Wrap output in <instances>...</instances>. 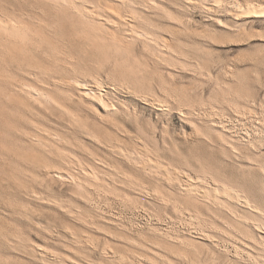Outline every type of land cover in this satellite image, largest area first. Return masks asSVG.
I'll use <instances>...</instances> for the list:
<instances>
[{
	"label": "rangeland",
	"instance_id": "374dc122",
	"mask_svg": "<svg viewBox=\"0 0 264 264\" xmlns=\"http://www.w3.org/2000/svg\"><path fill=\"white\" fill-rule=\"evenodd\" d=\"M13 1L2 0L19 8L34 4L32 0H21L24 5ZM190 1H166L157 10L144 7L152 8L141 10L147 12L143 13L147 21L143 16L145 22L136 19L135 24L123 25L132 32H127L124 50L91 46L84 35H70L69 23L64 22L60 52L64 61L52 67V60L45 58L50 77L60 82L57 87L48 83L54 86L53 95L70 112L64 123L47 119L50 108L32 116L28 110H18L14 102L16 111L11 103L1 101L7 127L0 126V264H131L133 260L135 264H233L235 260L234 264H264V239L252 242L244 233L248 226L225 208L201 206L195 211L193 201L182 191L190 175L203 174L212 183L219 179L241 186L259 212L236 205L237 212L250 218L251 224L264 227V16L238 15L241 19L237 16L241 8L234 6L240 2L241 6H264V0ZM158 10L168 12L166 17ZM81 78L90 85H95L94 78L103 81L111 109L105 112L99 107L102 119L94 106L81 103L78 94L69 90ZM77 123L91 129L95 138L76 129ZM15 128L21 136L24 130L33 131V137L42 138L40 144L37 138L23 139ZM113 140L136 159H123L120 151H111L116 146ZM32 152L37 155L34 162ZM142 156L178 169V186L170 185L158 168L152 176L143 171ZM207 233L211 236L204 239ZM235 253L240 260L234 259ZM122 254L129 258L118 260Z\"/></svg>",
	"mask_w": 264,
	"mask_h": 264
},
{
	"label": "bare ground",
	"instance_id": "6f19581e",
	"mask_svg": "<svg viewBox=\"0 0 264 264\" xmlns=\"http://www.w3.org/2000/svg\"><path fill=\"white\" fill-rule=\"evenodd\" d=\"M13 1V0H12ZM15 1V0H14ZM13 1V2H14ZM17 1V0H16ZM21 1V0H20ZM23 1V0H22ZM21 1V3H23ZM31 1V0H29ZM28 1V2H29ZM173 1V0H32V2L34 4H30V8H23L20 4V6L22 8L14 7L10 6L6 4V2H0V126L3 124L6 125L7 127V123H4V108H6L5 106H3L1 104V101L5 100L6 103H15L17 104L18 110H25L27 112H32V116L35 114H38V112L40 113V111L42 110L43 112L45 111V109H49L51 112H48L47 115V119L49 121H53V122H57V123H64V120L67 121L66 118L70 119L69 117H65V119L63 120L64 116H70V112L66 109V106L63 105V103L58 100L54 95H53V88L52 87H57L59 84L56 79V81L54 79H52V75L49 73L48 69H47V59H51L52 60V67L53 65H58L61 64L62 61H64V57H62V54L60 52H62V42H63V33H64V28L66 27L64 26V22H66L67 24L69 23V29L71 30L70 35H72L71 33H73V35H83L90 40L89 44L91 46L100 44L103 47L105 46H115L117 47V49L119 50H124V48H126V40L125 38L127 37L128 33L131 32L127 31L126 28L124 27V24H128L129 21H131V24L135 22L136 19H143V21L145 22L146 19V13H144L145 11L149 10L151 11L152 8L150 9H145L144 7H153V8H159L162 6V4ZM188 1V0H187ZM190 1V0H189ZM193 1V0H192ZM202 3V0H199ZM216 3L215 4H220L217 3L220 2V0H215ZM222 1V0H221ZM8 2V1H7ZM27 2V4H29ZM191 2V1H190ZM195 2V0H194ZM204 2V1H203ZM188 3V2H187ZM236 3V2H235ZM241 3V2H240ZM239 3V4H240ZM14 4V3H13ZM197 4V3H195ZM194 4V5H195ZM237 4V3H236ZM234 5L235 7L238 6L240 8H238V10L240 9L239 14H237V16H241L244 17L245 15L248 16H253V15H260V16H264V6H257V5H247V6H241V5ZM12 5V3H11ZM17 5V4H16ZM24 5V3L22 4ZM192 5V4H191ZM193 5V6H194ZM207 4H205V8H207L206 6ZM246 5V4H245ZM201 6H203L201 4ZM216 6V5H215ZM218 6V5H217ZM29 7V5H28ZM174 7V6H173ZM210 7V6H208ZM234 7V9H235ZM35 8V9H33ZM36 8L38 9L36 11ZM144 8V14L142 13V9ZM169 8V7H168ZM167 8V9H168ZM203 8V7H202ZM232 8V7H231ZM164 9V8H163ZM49 10V11H48ZM52 10V12H50ZM154 10V9H153ZM157 10V9H156ZM209 10V8H208ZM159 14L160 10H158ZM162 11V10H161ZM167 11V10H166ZM230 11V10H229ZM228 11V12H229ZM237 11V10H236ZM153 12V11H152ZM164 14H167L168 12L165 13V11H163ZM231 12V11H230ZM229 12V14H230ZM157 13V15H159ZM236 13V12H235ZM242 13V14H241ZM163 13L161 15L165 16ZM233 14V13H231ZM244 14V15H243ZM51 15H53V19L51 17V19L49 18ZM235 15V14H234ZM145 16V20L144 17ZM155 16V15H154ZM153 16V17H154ZM163 16L161 17V20L163 19ZM169 16V15H167ZM232 16V15H231ZM238 16V17H239ZM143 17V18H142ZM151 17V16H149ZM160 17V16H158ZM157 17V18H158ZM166 17V16H165ZM170 17V16H169ZM172 17V15H171ZM234 17V16H233ZM236 17V16H235ZM256 17V16H255ZM152 18V17H151ZM173 18V17H172ZM177 17H175L174 19H176ZM241 18V17H239ZM264 18V17H263ZM149 19V18H148ZM242 19V18H241ZM151 20V19H150ZM160 20V19H159ZM166 20V19H165ZM237 20V19H236ZM138 21V20H137ZM136 21V22H137ZM155 21V20H154ZM171 21V20H170ZM175 20H172V22ZM143 22V23H144ZM147 23V22H146ZM130 24V25H131ZM135 24V23H134ZM137 24V23H136ZM155 24V23H154ZM163 24V23H162ZM166 24V23H165ZM124 25V26H123ZM138 25V24H137ZM145 25V24H144ZM149 25V24H148ZM151 25V24H150ZM168 25V24H167ZM133 26V25H132ZM131 26V27H132ZM156 26V25H155ZM169 26V25H168ZM127 27V26H126ZM130 27V28H131ZM136 27V26H133ZM141 27V26H140ZM147 27V26H146ZM163 27V25H162ZM161 27V28H162ZM137 28V27H136ZM135 28V29H136ZM150 28V27H148ZM165 28V26H164ZM180 28V27H179ZM139 29V28H138ZM147 29V28H146ZM151 29V28H150ZM154 30V29H153ZM152 30V31H153ZM156 30V28H155ZM133 31V30H132ZM141 31V30H139ZM128 32V33H127ZM144 32V29H143ZM143 32H140V34L142 33V36L145 35V33L143 34ZM75 33V34H74ZM132 33V32H131ZM151 33V32H150ZM54 35V39L51 38L50 35ZM148 34V32H147ZM155 34V33H154ZM157 34V32H156ZM159 34V33H158ZM67 35V34H66ZM72 35V36H73ZM139 35V34H137ZM150 35V34H149ZM162 35V34H161ZM168 35V34H167ZM68 36V35H67ZM136 36V35H135ZM141 36V35H139ZM147 36V35H146ZM163 36V35H162ZM169 36V35H168ZM78 37V36H77ZM149 37V36H148ZM59 38V39H58ZM131 38V37H130ZM141 38V37H139ZM143 38L146 39V37L144 36ZM150 38V37H149ZM166 40L168 39L167 37H165ZM170 38V37H169ZM60 40L59 42L57 41ZM65 39V38H64ZM70 39V38H69ZM136 40V38H133ZM152 39V38H151ZM171 39V38H170ZM68 40V39H67ZM96 40V41H94ZM141 39H139L140 42ZM144 40V39H143ZM154 40V39H153ZM165 40V39H164ZM72 41V40H71ZM138 41V40H137ZM150 41V40H149ZM156 41V40H155ZM169 41V40H168ZM67 42V41H66ZM69 42V41H68ZM67 42V43H68ZM143 42V41H141ZM145 42V41H144ZM152 42V40H151ZM128 43V42H127ZM154 43V42H152ZM171 43V42H170ZM130 44V43H128ZM132 44V43H131ZM145 44V43H142ZM74 45V44H73ZM76 45V44H75ZM169 45V44H168ZM167 45V46H168ZM91 47L89 45H86V47ZM132 46V45H131ZM135 46V44H134ZM133 46V47H134ZM66 48V47H65ZM72 48V47H71ZM75 49V47H73ZM78 48V47H77ZM98 48V47H97ZM107 48V47H105ZM109 48V47H108ZM164 48V47H163ZM166 48V47H165ZM110 49V48H109ZM108 49V50H109ZM65 50V49H64ZM130 50V49H129ZM164 51V49H162ZM169 50V49H168ZM95 52V51H94ZM166 52V51H165ZM169 53V51H168ZM61 54V56H60ZM75 55V54H74ZM71 56V55H70ZM124 56V55H123ZM127 56V55H126ZM44 57V58H43ZM72 57V56H71ZM70 57V58H71ZM96 57V56H95ZM53 58V59H52ZM69 58V57H68ZM74 58V56H73ZM78 58V56H77ZM119 58V57H118ZM136 58V57H135ZM66 59V58H65ZM72 59V58H71ZM76 59V57H75ZM79 59V58H78ZM87 60V59H86ZM134 60V59H133ZM73 61V60H72ZM50 62V61H49ZM67 62V61H66ZM113 62V61H112ZM163 62V61H162ZM54 63V64H53ZM75 63V62H74ZM89 63V62H88ZM67 64V63H64ZM70 64V63H69ZM84 65V64H83ZM60 66V65H59ZM69 66V65H68ZM71 66L73 67L72 63ZM70 66V67H71ZM86 66V65H85ZM76 67V65H75ZM79 67V66H78ZM60 68V67H59ZM66 68V66H65ZM77 68V67H76ZM53 69V68H52ZM62 69H64L62 67ZM71 69H75V68H71ZM76 70V69H75ZM80 70V69H79ZM85 70V69H84ZM51 71V70H50ZM65 71V70H64ZM68 71V70H67ZM71 71V70H70ZM90 71V70H89ZM59 72V71H58ZM76 71H74L75 73ZM78 72V71H77ZM88 72V71H87ZM53 73V72H52ZM63 73V72H62ZM78 74V73H77ZM51 75V77H50ZM85 76V75H84ZM98 76V75H97ZM80 77V76H79ZM82 77V76H81ZM96 77V75H95ZM99 77V76H98ZM63 77H61L62 79ZM69 78V75H68ZM76 78V77H75ZM60 79V80H61ZM64 79V78H63ZM93 79V78H92ZM71 80V79H70ZM72 81V80H71ZM88 81V80H87ZM84 79H77L75 81L74 84L69 85L68 88L69 90H71L74 94L77 93L78 97L76 99H78L81 103L86 104V105H91L94 106L95 109H93V111L96 113V115L98 117H100V119H102L104 117V113L100 112L99 107H102L104 109V111L106 112L107 110L109 111V108L111 104H109V98L106 100L105 99V94L103 93L104 91V83L101 80V78H94V83L95 85H97L98 88L95 87V85H93V83L91 86L88 82ZM68 82V80H67ZM124 82V81H123ZM123 82H121L123 84ZM48 83H52V85L48 84ZM60 83V82H59ZM62 83V82H61ZM66 83V82H64ZM70 83V81H69ZM125 84V82H124ZM132 84V83H131ZM64 85V84H63ZM65 85H68L65 84ZM64 85V86H65ZM52 86V87H51ZM61 87V86H60ZM63 88V87H62ZM62 88H60L62 90ZM56 89V88H55ZM68 90V89H67ZM58 91V90H57ZM60 92V91H59ZM107 93V92H106ZM61 94V92L59 93ZM64 94V93H63ZM67 95V94H66ZM108 97V96H107ZM68 98V97H67ZM72 98V97H70ZM245 98V97H244ZM158 99V98H157ZM65 100V99H64ZM4 101V102H5ZM69 101V100H68ZM109 101V102H108ZM3 103V102H2ZM65 103V102H64ZM75 103V102H74ZM77 103V101H76ZM75 103V104H76ZM81 103L79 105H81ZM5 104V103H4ZM82 104V105H83ZM9 105V104H8ZM113 105V104H112ZM89 106V107H91ZM84 107V106H83ZM88 107V108H89ZM112 107V106H111ZM45 108V109H43ZM114 110V106L112 107ZM9 109V108H8ZM17 109L13 104H12V110ZM40 109V110H39ZM77 109V108H75ZM79 109V107H78ZM77 109V110H78ZM6 110V109H5ZM11 110V112H12ZM16 111V110H15ZM111 111V110H110ZM80 112V111H79ZM24 113V112H23ZM109 113H113V112H109ZM6 114V113H5ZM15 113H13L12 115H14ZM17 114V113H16ZM75 114V113H73ZM72 114V116H73ZM237 114V113H236ZM8 115V113H7ZM22 115V114H21ZM24 115V114H23ZM79 115V114H78ZM25 116V115H24ZM23 116V117H24ZM40 116V115H39ZM76 116V115H75ZM12 117V116H10ZM9 117V118H10ZM22 117V116H20ZM19 118V119H23ZM27 117V115H26ZM36 117V116H35ZM35 117H32V121L34 122ZM41 117V116H40ZM17 118V117H16ZM76 117L72 118L75 119ZM81 118V117H80ZM16 119V120H19ZM27 119V118H26ZM62 119V121L60 120ZM72 119L70 120L71 122ZM78 120V118H77ZM109 120V119H108ZM79 121V120H78ZM107 121V120H106ZM112 122V120H110ZM214 121V120H213ZM11 122V121H10ZM22 122V121H21ZM20 122V123H21ZM30 122V121H29ZM38 122V121H37ZM84 122V120H83ZM101 122V121H100ZM219 122V121H218ZM67 123V122H65ZM110 123V122H108ZM12 124V123H11ZM27 124V123H26ZM216 124V123H215ZM264 124V123H263ZM9 125V124H8ZM17 125V124H16ZM77 128L79 131L81 132H85V135H91L94 136L93 134L94 132H91L89 130H86L84 128H82V124L77 123ZM75 125V127H76ZM112 125V124H111ZM224 125V124H223ZM12 126V125H11ZM29 126V125H28ZM38 126V124H37ZM66 125H64L65 127ZM87 128V125H85ZM115 126V125H114ZM220 126V125H219ZM226 126V124H225ZM13 127V126H12ZM117 127V126H116ZM36 128V127H35ZM29 129H31V127H29ZM38 129V128H37ZM67 129V128H66ZM10 130V129H9ZM12 130V128H11ZM19 130V129H18ZM17 128H15V132L17 135L21 136L20 134H18ZM39 130V129H38ZM95 130V129H94ZM14 131V130H13ZM42 131V130H39ZM121 131V130H120ZM33 132V131H32ZM32 132H27L26 130H24V136H21L23 139L28 140L30 142H32L33 138H37V137H33L32 136ZM14 133V132H13ZM20 133V132H19ZM42 133V132H41ZM49 133V132H48ZM15 134V135H16ZM81 134V133H80ZM96 134V133H95ZM64 135V134H63ZM67 135V134H66ZM6 136V135H5ZM41 136V135H40ZM58 136V135H57ZM65 136V135H64ZM87 136V135H86ZM100 136V135H97ZM102 137V136H101ZM127 137V136H126ZM12 138V136H11ZM16 138V137H15ZM14 138V139H15ZM91 137H89L90 139ZM10 139V137H9ZM13 139V140H14ZM49 139V138H48ZM65 139V138H63ZM98 138H96V141ZM34 140V139H33ZM37 142L40 144L42 138H37L36 139ZM55 140V139H54ZM73 140V139H72ZM92 140V139H91ZM3 141V140H2ZM18 141V140H17ZM24 141V140H23ZM94 141V140H93ZM100 141V140H99ZM114 141V140H113ZM12 142V141H11ZM9 142V143H11ZM36 142V143H37ZM56 142V141H55ZM62 142V141H60ZM69 142V141H68ZM108 142V141H107ZM109 142H111L109 140ZM7 143V144H9ZM15 143V140L14 142ZM75 143V142H74ZM99 143V142H98ZM112 143V142H111ZM114 144H116V146L114 145V149L116 150V152H121V154L123 155V159L124 156H126V159H136V155H132V153H125V151H123V149H121V146L118 147V143L116 141L113 142ZM61 144V143H60ZM77 144V143H76ZM109 144V143H108ZM121 144V143H120ZM256 144V143H255ZM254 144V145H255ZM16 145V143H15ZM23 145V144H22ZM44 145V144H42ZM52 145V144H51ZM54 145V144H53ZM110 145V144H109ZM4 146V145H3ZM7 146V145H6ZM9 146V145H8ZM7 146V147H8ZM13 146V144H12ZM19 146V143H18ZM78 146V145H77ZM80 146V145H79ZM107 146V145H106ZM146 146V145H145ZM144 146V147H145ZM253 146V145H252ZM7 147H5L7 149ZM15 147V146H13ZM20 147V146H19ZM18 147V148H19ZM40 147V146H39ZM83 147V146H82ZM111 147V146H110ZM9 148V147H8ZM16 148V149H18ZM30 150L34 151V146H29ZM44 148H47L44 146ZM49 148V147H48ZM53 148V147H52ZM107 148V147H106ZM120 148V149H118ZM24 149V147H23ZM21 149V150H23ZM40 149V148H39ZM51 149V146H50ZM56 149V148H55ZM66 149V148H65ZM235 149V148H234ZM1 150V149H0ZM8 150V149H7ZM11 150V149H10ZM20 150V148L18 149ZM28 150V149H27ZM45 150V149H44ZM49 150V149H48ZM126 150V149H125ZM9 151V150H8ZM15 150L12 149V152H14ZM26 151V149H25ZM24 151V152H25ZM50 151V150H49ZM48 151V152H49ZM63 151V150H62ZM67 151V150H66ZM10 152V151H9ZM22 152V154L24 153ZM53 155L56 153H54V150L52 151ZM51 152V153H52ZM64 152V151H63ZM89 152V151H88ZM133 152V151H132ZM33 155L31 156V162L36 161L37 155L32 152ZM66 153V152H65ZM149 153V152H148ZM21 154V155H22ZM63 154V159L64 161L67 159H65V154ZM59 154V155H61ZM92 154V153H91ZM119 154V153H118ZM13 155V154H12ZM50 155V153H49ZM58 155V156H59ZM142 155V154H140ZM145 155V154H143ZM148 155V154H146ZM7 158H9V153L6 154ZM11 156V155H10ZM55 156V155H54ZM57 156V154H56ZM67 157V155H66ZM74 157V156H73ZM119 157V156H118ZM5 158V157H4ZM46 158V156H45ZM59 158V157H58ZM18 159V158H17ZM28 159V158H27ZM61 159V156H60ZM156 159V158H155ZM2 160V159H1ZM9 160V159H8ZM14 160V159H13ZM41 160V159H40ZM157 160V159H156ZM159 160V159H158ZM17 161V160H15ZM48 161V160H47ZM62 162V159L60 160ZM77 161V160H76ZM99 161V160H98ZM140 163H142V168L143 171H146L148 173L151 174V176L153 175V173H157V171L155 170L156 168H158L159 172L163 173V175L165 177H167L168 181L170 182V185L172 184L173 186H178V180L180 179V172H178L175 168L173 169L171 166V170L170 168H168L166 166V164L163 163H159V161H154L152 157H145L142 156L140 157ZM30 162V161H29ZM27 161V163H29ZM39 162V161H38ZM66 162V161H65ZM161 162V161H160ZM13 163V161H12ZM24 163V162H23ZM26 163V164H27ZM58 163V161L56 162ZM63 163V162H62ZM67 163V162H66ZM139 163V164H140ZM15 165V163H13ZM17 164V163H16ZM21 164V162H20ZM19 164V165H20ZM38 164V163H37ZM65 165V163H63ZM70 164V163H69ZM69 164H67L66 166H69ZM138 164V165H139ZM165 164V165H162ZM22 165V164H21ZM41 166V164L39 163L38 166ZM140 165V166H141ZM12 166V165H11ZM25 166V163H24ZM56 166V165H55ZM109 166V165H108ZM32 167V166H30ZM37 167V166H36ZM42 167V166H41ZM41 167H39L38 169H40ZM46 167V165H45ZM48 167V166H47ZM52 167V166H51ZM22 168V167H21ZM33 168V167H32ZM50 168V167H49ZM57 168V167H56ZM65 168V167H64ZM63 168V169H64ZM70 168V167H68ZM138 168V167H137ZM26 169V167H25ZM46 169V168H45ZM53 169V168H52ZM69 170V169H68ZM13 171V170H12ZM36 171V170H34ZM47 171V170H46ZM45 171V172H46ZM54 171V170H53ZM61 171V170H60ZM41 172V171H40ZM77 172V171H76ZM96 172V171H95ZM187 172V171H186ZM89 173V171H88ZM86 173V174H88ZM143 173V172H141ZM180 173V174H179ZM56 174V173H55ZM61 174V177H64ZM72 174V173H71ZM93 174V173H92ZM189 174V172H188ZM195 174V173H194ZM207 174V173H204ZM31 175V174H30ZM53 175V174H52ZM58 175V174H57ZM89 175V174H88ZM34 176V175H33ZM84 176V175H83ZM97 176V175H95ZM122 176V175H121ZM124 176V175H123ZM150 176V175H149ZM103 177V176H102ZM25 178V177H24ZM33 178V177H32ZM162 178V177H161ZM188 178V177H187ZM61 179V178H58ZM108 179V178H107ZM165 179V178H164ZM12 180V179H11ZM63 180V179H62ZM139 180V179H138ZM156 180V179H155ZM60 181V180H59ZM167 181V180H166ZM11 182V181H10ZM160 182V181H159ZM168 182V183H169ZM215 182V181H214ZM80 183V182H79ZM77 184V183H76ZM157 184V183H156ZM181 184V183H180ZM169 185V186H170ZM108 186V185H107ZM180 186V185H179ZM145 187V186H144ZM182 191L184 193V195L186 197H188L189 199H191L194 203L193 207L195 208V211H199L197 210V207H204V206H214L217 207L215 209H224L228 210L231 213L234 214V217L238 220V222L244 223L248 226V230L244 231V233L249 236L250 238H252V242L255 239H264V227L262 226L263 224L261 223H255V224H251L250 223V218H248L247 216L244 215H240V213L237 212L236 209V205H240L243 206L244 208L251 210L253 213L254 212H259V207L253 203L252 199L248 196V194L245 192L244 189L240 188L239 186H234L232 185L230 182H226L223 180H219L217 179L215 183L209 182L207 177H205V175H198V177H193L190 175L188 182L182 186ZM77 188V187H76ZM79 188V187H78ZM82 189V188H80ZM128 189V188H127ZM146 190V188L144 189ZM77 191L80 192V190L78 189ZM145 192V191H144ZM148 192V191H147ZM123 193V192H122ZM143 193V192H142ZM85 194V193H84ZM104 195V194H103ZM179 195V194H178ZM104 197V196H103ZM154 197V196H153ZM178 197V196H177ZM181 198V197H180ZM88 199V198H87ZM179 200V199H178ZM174 201V200H173ZM181 201V200H180ZM178 203V202H177ZM180 203V202H179ZM185 203V202H184ZM167 204V203H166ZM181 204V203H180ZM183 205V204H181ZM185 205V204H184ZM183 205V206H184ZM135 207V206H134ZM209 207V208H210ZM189 208V207H188ZM207 208V207H206ZM187 209V208H185ZM193 209V208H192ZM134 210V209H133ZM213 210V209H212ZM210 210V212L212 211ZM201 211V210H200ZM217 211V210H215ZM167 212V211H166ZM221 212V211H219ZM261 212V211H260ZM207 213V211H206ZM262 213V212H261ZM215 214V213H214ZM182 215V214H181ZM197 215V214H196ZM220 215V214H219ZM263 215V214H262ZM261 215V216H262ZM74 216V215H73ZM191 216V215H190ZM233 216V215H232ZM249 216V215H248ZM197 217H200V214L197 215ZM226 218V217H225ZM228 218V217H227ZM232 218V217H231ZM192 219V218H191ZM194 219V218H193ZM196 219V217H195ZM224 220V219H222ZM175 221V220H174ZM193 221V220H192ZM197 221V220H196ZM215 221V220H214ZM214 221L212 223H214ZM218 221V220H217ZM201 222V221H200ZM219 222V221H218ZM217 222V223H218ZM233 222V221H232ZM111 223V222H110ZM223 223V222H222ZM199 224V223H198ZM203 224V223H201ZM207 225V223H205ZM226 224V223H225ZM240 224V223H239ZM131 225V224H130ZM221 225V224H220ZM197 226V225H196ZM228 226V225H226ZM224 226V227H226ZM237 226V225H236ZM240 226V225H238ZM245 226V225H244ZM141 227V226H140ZM195 227V226H194ZM223 227V226H222ZM242 227V226H241ZM204 228V226H203ZM215 228V227H213ZM230 228V227H229ZM234 228V227H233ZM216 229V228H215ZM225 228H223L222 230H224ZM231 229V228H230ZM207 230V229H206ZM237 230V229H236ZM140 231V230H139ZM214 231V230H213ZM219 231V230H218ZM232 231V230H230ZM239 231V230H238ZM223 232V231H222ZM212 233V232H211ZM232 233V232H231ZM238 233V232H237ZM148 234V233H147ZM189 234V233H188ZM220 234V233H219ZM230 234V233H229ZM234 234V233H232ZM210 235V234H209ZM208 233L205 234L204 239H208L209 238ZM214 235V234H213ZM218 235V234H217ZM240 235V234H239ZM208 236V237H207ZM211 236V235H210ZM219 236V235H218ZM230 236V235H229ZM242 236V235H241ZM117 237V236H116ZM215 237V236H214ZM224 237V235H223ZM235 237V236H234ZM248 237V238H249ZM222 238V237H221ZM226 238V237H225ZM230 238V237H229ZM115 239V238H114ZM227 239V238H226ZM231 239V238H230ZM95 240V239H94ZM155 240V239H154ZM237 240V239H236ZM241 241V240H239ZM250 241V240H249ZM259 241V240H258ZM257 241V243H259ZM84 242V241H83ZM228 242V241H227ZM234 241L232 240L231 243H233ZM238 242V241H237ZM245 242V241H244ZM222 243V242H221ZM247 243V242H246ZM227 244V243H226ZM254 244V243H253ZM264 244V243H263ZM228 245V244H227ZM235 245V244H234ZM239 246L241 245L240 243L238 244ZM244 245V243H243ZM248 245V244H247ZM252 245V244H250ZM40 246V245H39ZM236 246V245H235ZM254 246V245H252ZM249 246V247H252ZM258 246V244H257ZM75 247V246H74ZM227 247V246H226ZM237 247V246H236ZM243 247V246H241ZM162 248V247H161ZM232 248V247H231ZM240 248V247H239ZM42 249V248H40ZM83 249V248H82ZM96 249V248H95ZM222 249V248H221ZM220 249V250H221ZM236 249V248H235ZM238 249V248H237ZM241 249V248H240ZM245 249V248H243ZM252 249V248H251ZM255 249V248H253ZM261 249V248H259ZM123 250V248H122ZM136 250V249H135ZM216 249H213V251ZM218 250V249H217ZM227 250V249H226ZM233 250V249H232ZM72 251V250H71ZM74 251V250H73ZM117 252V250H115ZM224 251V250H223ZM220 251V252H223ZM216 252V251H215ZM226 252V251H225ZM230 252V251H229ZM238 252V251H237ZM253 252V251H252ZM115 253V252H114ZM161 253V252H160ZM228 253V252H227ZM234 253V252H233ZM80 254V253H78ZM77 254V255H78ZM126 254V253H125ZM125 254L119 255L118 257H120L121 261H124L125 259L127 260L129 257H127ZM132 254V253H131ZM219 254V252H218ZM224 254V252H223ZM237 254V253H235ZM250 254V253H249ZM76 255V254H75ZM82 255V254H81ZM80 255V256H81ZM130 255V254H129ZM228 255V254H227ZM231 255V254H230ZM255 255V254H254ZM258 255V254H257ZM114 256V255H113ZM117 256V255H116ZM114 256V257H116ZM134 258V255H132ZM213 256H215L213 254ZM221 256L223 257V255L221 254ZM234 256V255H233ZM232 256V257H233ZM256 256V255H255ZM254 256V257H255ZM113 257V258H114ZM253 257V258H254ZM81 258V257H80ZM214 257H212L213 260ZM228 258V257H227ZM240 260L238 256V254L234 257V259ZM160 259V258H159ZM217 259V258H214ZM222 259V258H221ZM226 259V258H225ZM233 259V258H232ZM244 259V258H243ZM241 259V260H243ZM251 259V258H250ZM255 259V258H254ZM136 260V259H135ZM230 261V258L228 259ZM134 261V260H133ZM131 262V264H135V262ZM223 261V260H222ZM228 261V262H229ZM234 261V260H233ZM236 261V260H235ZM234 261V262H235ZM245 261V260H244ZM243 261V262H244ZM252 261V260H251ZM250 261V263H251ZM254 261V260H253ZM258 261V260H257ZM262 261V260H261ZM119 262V261H118ZM128 262V261H127ZM140 264V261H138ZM217 262V261H216ZM215 262V263H216ZM233 262V264H234ZM241 262V261H240ZM249 262V261H248ZM115 263V262H113ZM129 263V262H128ZM214 263V262H213ZM246 263V261H245ZM259 263V262H258ZM137 264V263H136ZM142 264V262H141ZM219 264V263H218ZM223 264V263H222ZM231 264V263H228ZM240 264V263H237ZM242 264V262H241ZM252 264V263H251ZM257 264V262L255 263ZM262 264V263H260Z\"/></svg>",
	"mask_w": 264,
	"mask_h": 264
}]
</instances>
